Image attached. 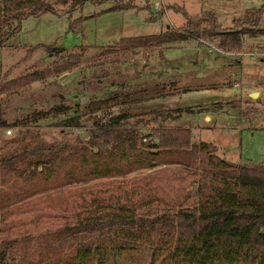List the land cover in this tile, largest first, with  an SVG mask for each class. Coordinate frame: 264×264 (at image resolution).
Returning a JSON list of instances; mask_svg holds the SVG:
<instances>
[{
    "label": "trees",
    "instance_id": "16d2710c",
    "mask_svg": "<svg viewBox=\"0 0 264 264\" xmlns=\"http://www.w3.org/2000/svg\"><path fill=\"white\" fill-rule=\"evenodd\" d=\"M86 1L0 0V47L21 30L25 18L72 12ZM149 1L146 6L151 9ZM133 6L135 0H115L111 9ZM169 6L184 12V24L169 25L157 33L122 36L117 47L128 51L204 35L220 36L217 45L233 51L244 47L245 33L264 34V27H259L264 4L246 10L224 28L213 11L189 13L177 3ZM164 11L160 8L152 17ZM82 17L72 19L71 28L77 27ZM83 56L84 50L68 52L61 60L16 77L7 70L0 76V95L62 73ZM116 102L112 96L91 99L89 111H102L105 121L96 120L95 128L81 134L70 135L71 131L61 129L63 140L49 141L30 124L69 111L71 107L65 103L35 110L16 121L19 128L11 137L3 135L7 120L1 119L0 264H264V163L227 159L218 154L214 142L193 139L188 126L161 121L145 132L141 119L110 110ZM193 109L179 107L174 116L179 118L184 110ZM165 112L157 110L158 116L152 119L171 115ZM60 124L64 128L81 125V116L66 115ZM158 165L192 168L196 174L190 192L170 201L164 210L148 202V198L154 199L152 192L146 194L151 197L138 200L95 197L74 221L39 232H9L14 223L11 216L28 209L34 198L102 178H125Z\"/></svg>",
    "mask_w": 264,
    "mask_h": 264
},
{
    "label": "rangeland",
    "instance_id": "374dc122",
    "mask_svg": "<svg viewBox=\"0 0 264 264\" xmlns=\"http://www.w3.org/2000/svg\"><path fill=\"white\" fill-rule=\"evenodd\" d=\"M157 1L161 2L160 6ZM135 3L136 6L117 10L111 9L115 0L100 3L88 0L72 12H46L25 18L21 30L0 47V76L7 70L11 77L19 76L61 60L68 52L84 50V56L62 73L33 81L25 89L2 93L0 121L4 118L5 126H12L35 110H50L65 103L71 107L69 111L50 114L30 124L49 141L63 140L65 133L61 129L71 131L70 135L81 134L95 128L96 120L104 122L102 111L90 112L88 102L112 96L118 102L110 110L114 114H130L132 120L141 119L140 127L145 132L161 121L188 126L193 139L214 142L218 154L227 159L264 163V34L243 35L244 47L233 50H252L243 57L210 50L218 44L220 36L203 35L200 38L204 41L191 37L128 51L117 47L122 36L157 33L169 25L184 24V12L170 4L177 3L189 13L213 11L224 28L246 10L262 6L264 0H150L151 9L146 6L147 0H135ZM160 8L165 9L164 13L152 17ZM81 15L79 25L71 28L72 19ZM259 27H264V12ZM248 80L253 81L247 83ZM258 84L263 87L259 97L249 95ZM236 99H240L237 103L244 101L247 114L242 113ZM221 104L222 108L216 111ZM186 106L194 109L184 110L179 118L174 116L179 107ZM161 109L171 115L162 114L158 121L153 120ZM204 109L209 110L210 118L201 111ZM76 113L81 116V125L61 126L60 121L66 115ZM195 177L192 168L158 165L125 178H102L56 189L34 198L28 209L12 215L14 223L9 232L13 235L39 232L74 221L76 214L84 213L83 206L95 197L138 200L151 197L146 194L152 192L154 199L148 198V202L153 201L158 210H164L170 201L182 199L190 192Z\"/></svg>",
    "mask_w": 264,
    "mask_h": 264
},
{
    "label": "built area",
    "instance_id": "2783aa9c",
    "mask_svg": "<svg viewBox=\"0 0 264 264\" xmlns=\"http://www.w3.org/2000/svg\"><path fill=\"white\" fill-rule=\"evenodd\" d=\"M156 4H157V6H160L161 5V2L157 1ZM200 39H201V41H204L203 38H200ZM211 47L212 48H210V50H212V51L214 49V50H219V51L225 52V53H236V54L240 55L241 57H243L246 53H252V50H249V51L242 50V51H237V52L228 51V50H224V49L220 48L218 45H212ZM236 84L237 85H240L239 82H236ZM18 128H19V125H12V126L9 125V126H5V127H3V135L4 136H7V137L12 136V135L15 134V132H16V130Z\"/></svg>",
    "mask_w": 264,
    "mask_h": 264
},
{
    "label": "crops",
    "instance_id": "0c3cea01",
    "mask_svg": "<svg viewBox=\"0 0 264 264\" xmlns=\"http://www.w3.org/2000/svg\"><path fill=\"white\" fill-rule=\"evenodd\" d=\"M180 26H181V25H180ZM256 35H258V34H256ZM263 60H264V59H263ZM242 64H243V63H242ZM241 78L243 79V81H244V83H245L244 77L242 76ZM248 78H249V79H252L251 76H248ZM252 81H253V80H248L247 83H251ZM256 87H257V88H256ZM256 87L254 88V90L250 91V93H248V94L251 95V96H253V97H255V96L258 95V97H259V95H260V91L263 89V87L260 86L259 84L256 85ZM258 88H259V89H258ZM255 91H257V93H258L257 95H253V93H254ZM242 97L244 98V95H243ZM242 97H241V98H242ZM238 100H240V99H236V102H235V103L239 102ZM241 103L243 104L244 101L241 100L240 103H237V104H238L237 106L243 108V109H242V113H243V114H247V113L244 112V111H245V110H244L245 105H244V104L241 105ZM221 108H222V104H221V107L218 108L216 111H219ZM204 111H205V110H204ZM205 116H206L207 118H210V117H211V114H210L209 110L205 111ZM217 151H218V150H217Z\"/></svg>",
    "mask_w": 264,
    "mask_h": 264
},
{
    "label": "water",
    "instance_id": "95a60500",
    "mask_svg": "<svg viewBox=\"0 0 264 264\" xmlns=\"http://www.w3.org/2000/svg\"><path fill=\"white\" fill-rule=\"evenodd\" d=\"M258 93H257V91H255L254 93H253V95H257Z\"/></svg>",
    "mask_w": 264,
    "mask_h": 264
}]
</instances>
